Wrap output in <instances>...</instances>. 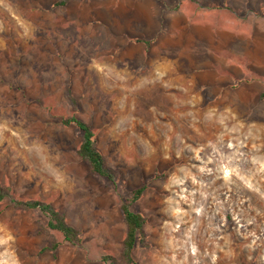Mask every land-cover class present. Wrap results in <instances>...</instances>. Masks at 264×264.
Returning a JSON list of instances; mask_svg holds the SVG:
<instances>
[{"label": "rangeland", "instance_id": "374dc122", "mask_svg": "<svg viewBox=\"0 0 264 264\" xmlns=\"http://www.w3.org/2000/svg\"><path fill=\"white\" fill-rule=\"evenodd\" d=\"M60 1L0 0V264H108L126 235L122 196L142 185L131 208L144 230L154 194L178 200L159 236L181 247L178 264H264V0H239L238 19L188 0H161L180 2L167 13ZM74 115L116 182L77 154ZM12 198L53 205L81 243Z\"/></svg>", "mask_w": 264, "mask_h": 264}, {"label": "trees", "instance_id": "16d2710c", "mask_svg": "<svg viewBox=\"0 0 264 264\" xmlns=\"http://www.w3.org/2000/svg\"><path fill=\"white\" fill-rule=\"evenodd\" d=\"M68 0H61L58 4L65 5ZM137 41H143L138 39ZM148 43V41L146 42ZM64 124H73L82 132V140L77 149V154L87 163L90 171L100 177L116 182L118 174L105 162V159L97 147L94 130L85 121L77 116H71L63 120ZM146 190V185L134 188L122 196L121 209L127 226L126 235L120 256H103L102 259L108 264H136L133 258V250L136 243L143 242L145 238V218L141 213L132 210V205L138 201ZM10 196L7 190L0 187V200ZM12 202L23 209H38L47 219V226L52 231L60 232L64 239L73 244L81 243L80 231L67 222L63 213L59 212L53 205L42 200L12 198ZM57 249V245H54Z\"/></svg>", "mask_w": 264, "mask_h": 264}, {"label": "crops", "instance_id": "0c3cea01", "mask_svg": "<svg viewBox=\"0 0 264 264\" xmlns=\"http://www.w3.org/2000/svg\"><path fill=\"white\" fill-rule=\"evenodd\" d=\"M151 1H153L159 6L161 13L164 11H166V13L170 12L171 10L178 8L180 5L179 4L180 2L172 5V4L164 3L165 1L162 2L161 0H151ZM188 2L197 3L199 8H201L202 6V7H209L212 9L214 8V9L228 10L231 12L232 16L235 19L240 18V15H241L239 0H214V2L212 3L209 1L206 2L205 0H188ZM260 13L261 12H258V14ZM262 17H264V14L262 15ZM136 19L137 20L135 22L137 24L146 22L145 21L146 19L145 18L143 19V17L140 15ZM138 38L143 40L141 42H144V43L148 41V38L144 36H138ZM153 197L154 199L151 201V207L153 208L152 210L153 216L152 218L147 220L145 224V230L148 233V246H143V245H138V244L135 245L134 250H133L134 260L136 264H178L177 262L180 260L179 258L180 254L183 258L182 251L179 252L178 250V249L181 250V247L180 246L174 247L175 250L177 249L176 251H178V253L175 251L167 250L165 248L163 249L164 250L163 251L161 250V248L163 247L160 244V237H159L163 232V228L165 227V224L169 220L166 217L167 214H165V212L169 210L168 208L169 206L173 207L174 211H176V209H179L178 206L173 205V203H178V200L176 196H174L171 192L167 194H164V193L154 194ZM142 201L147 202V194L143 196ZM208 243H211V242H208ZM189 246L191 248V245ZM196 248L198 249L199 245L196 246ZM215 257L216 256H214V258ZM212 259L213 257H211L210 261L208 260L209 264H212Z\"/></svg>", "mask_w": 264, "mask_h": 264}]
</instances>
